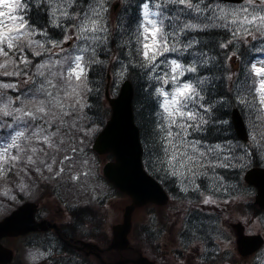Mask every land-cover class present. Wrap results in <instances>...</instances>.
I'll use <instances>...</instances> for the list:
<instances>
[{
    "label": "snow or ice",
    "instance_id": "6c2138e0",
    "mask_svg": "<svg viewBox=\"0 0 264 264\" xmlns=\"http://www.w3.org/2000/svg\"><path fill=\"white\" fill-rule=\"evenodd\" d=\"M30 2L37 14L47 17L45 23L63 36L56 39L30 23L21 14L30 7L24 0H14L9 13H0V55L5 57L0 68L12 66L13 71L4 74L24 77L21 82L28 85L24 100L6 97L2 91L17 84L0 85V129H8L0 132V164L11 169L26 162L39 172V163L51 172L56 161L40 159L45 149L59 151L66 140L78 135L86 140L99 131L97 121L88 116L93 107L88 97L98 91L92 86L90 73L106 65L100 51L107 52L110 42L105 23L107 0H94L87 11H77L82 0ZM133 3L134 15L120 29L117 47L124 59H116L114 85L130 70L143 74L148 82L143 89L145 100L155 105L141 123L148 167L165 179L178 181L181 191L202 197L203 204L215 205L216 194L228 191L225 176L217 169L244 167L251 156L247 148L237 155L230 143L207 141L226 140L223 134L232 128V122L225 118L226 109L233 104L249 111L257 104L264 109V60L252 55L264 53V0H244L240 7L229 9L201 7L204 0L196 4L191 0ZM206 10L210 16L201 15ZM5 15L12 21L8 27L3 23ZM216 28L227 31L228 37L201 40L191 35ZM70 40L73 43L65 50L64 44ZM26 49L39 56L40 62L33 65ZM218 49H229L231 55H221ZM232 57H236L238 71L232 68ZM33 67L35 71L29 76ZM102 136L127 156L130 165L135 163L139 151L135 129L115 118ZM67 151L75 154L80 149L68 145ZM261 155L264 158V152ZM65 162L75 166L74 155H64L56 175L65 171ZM73 178L78 180L79 176ZM17 187H27L23 178ZM203 227L204 222L197 219L189 231Z\"/></svg>",
    "mask_w": 264,
    "mask_h": 264
},
{
    "label": "rangeland",
    "instance_id": "374dc122",
    "mask_svg": "<svg viewBox=\"0 0 264 264\" xmlns=\"http://www.w3.org/2000/svg\"><path fill=\"white\" fill-rule=\"evenodd\" d=\"M117 1H120V5L117 9H114L115 4L117 3ZM94 2V0H90L89 4H92ZM154 2H160V0H154ZM196 3H199V0H196ZM244 3V2H243ZM243 3L241 4H227V3H221V4H216L214 7H216L217 5H226L232 8H236V7H240ZM107 18H108V22L112 24L111 27V31H110V35L118 32L120 23L122 21V17L126 14L129 13L130 10H133V8L135 7V4L133 3V0H129L127 2V6L124 7V4L122 2V0H107ZM87 11V10H86ZM207 12L205 11L204 14H206ZM209 15V14H207ZM210 16V15H209ZM70 35H74V32H70ZM111 40V38H109ZM71 41V40H70ZM73 42L71 41L69 44L68 42L65 43V50H68L69 45H71ZM250 43H255V41H251ZM55 51H59L58 49ZM254 54V52H253ZM46 58V57H45ZM118 58V54L117 51H115L114 49L111 51V53L109 54V56L107 57V59H105L106 61V68H107V72L111 73V78L113 80V67H114V63H116V59ZM5 57L3 55H0V63H3ZM256 59L257 60H264V53H257L256 55ZM40 62V61H39ZM36 62L35 64L39 63ZM256 62V61H254ZM34 64V65H35ZM237 66V65H235ZM5 71L11 73L12 70V66H9L7 69L4 68H0V74L7 78V80H2L0 81V85L5 84V83H13V84H17L18 86L16 88H12V89H3L2 91L4 93H6V97H12L13 99L19 98L20 100H24L25 96L28 93V85H26L25 83H22L21 81L24 80V77H18L17 81H15V79H13L12 75H5ZM32 71V70H31ZM34 72V71H32ZM108 73V74H110ZM29 76H31L30 74H28ZM107 82V79L105 78V83ZM119 83L121 81H118ZM115 89L118 87V84H115ZM104 105L105 107L103 108L104 111V115L108 114V109H109V105L106 99H104ZM17 107H19V105L17 104ZM262 107L257 104V106L252 110L249 111L248 109H246V113L248 114V116L250 117V123L252 128L254 129L256 135H257V141L258 144L256 145L255 141L254 143H252L251 145H256L255 146V151L257 153L256 157L260 156L262 157L261 153L264 152V126H263V119H262V115L259 111V109H261ZM263 110V114H264V109ZM79 142L81 140H83V137H78L77 139ZM212 143V142H211ZM71 145L74 146V144L70 141V140H66L65 141V147L60 149L59 151H55L50 149L49 150V156L48 157H40L41 160H46L48 163H52V160L55 159L56 163L53 164V171L49 172L47 170V168L43 167V165H40L38 163L37 166L40 167V171L37 172L35 167L30 166V169H34V171L37 173L38 176L40 177H44L43 174H50V178L49 176L47 178H45V180H49L52 181L56 180L54 183L55 185L57 183H61V185L59 186H55V188L58 190V192L61 193V197H63V200L67 199L70 202L76 201V200H80L81 198H86L88 197L89 193H91V195H95V199L89 198L86 199L87 200H93L96 202H100L102 199H106L107 203L104 205V209H106V217L105 219L102 220L103 222V229L100 228L97 232L92 233L93 235H95L96 240L100 241L102 244H105V242L103 240H101L100 238H102L101 236H107V240L109 239L110 235L112 234V226L114 224H117L119 222H122L123 220V213H124V208L126 205L130 204L131 200L129 197H127L126 195L117 193L116 190H114L105 180L104 178H102V167L103 164L108 161V156L102 155L100 157H96V155L91 152L88 151L86 156H83L82 159L80 157L79 154L75 153H71L69 151H67V146ZM64 155H74L75 158V166H70L68 165L67 162H65L63 164V167L65 168V171L62 172L60 175H56V171L61 167V161L63 160ZM264 162V158L262 160ZM98 165V166H97ZM96 168V174L97 177L95 176V172L94 169ZM28 167V166H27ZM29 168V167H28ZM27 169V168H26ZM25 169V171H26ZM156 173V172H155ZM18 175V173H17ZM161 176H163V174H160ZM35 176V174L31 173L28 169H27V176L26 178L24 177V183L27 185V187L24 188V190H21L19 187H17V185L20 183L21 179H19V181L17 182L18 184L16 185V188L18 191H21V193L27 195L28 197H30L32 200L37 199V201H40L42 204H46L49 206V208H53L54 214H57L58 209L57 207V202L54 201L52 198L49 197H44V199H40L38 197L39 192L41 191V187H37L38 185H36L34 182H32L30 180V177ZM74 176H79V179H74ZM69 178L72 180L71 185H67L64 188V184L61 182L62 178ZM168 181L171 183H173V179L172 178H167ZM50 183V182H47ZM176 185L179 186V182L176 181L174 182ZM38 184V183H37ZM53 184V183H52ZM226 186L229 185H237V184H231V183H225ZM239 186V185H238ZM175 187V186H174ZM247 189L243 188V187H238L235 190V195H238L239 197L243 198L245 195V191ZM4 191V190H2ZM6 195V203H2L0 201V211L4 210L5 208L10 206V198L16 199L15 196V192H13L11 189L9 191L5 192ZM221 194H223L224 196H229V195H234L233 193H228V192H222ZM221 195V196H223ZM238 199V198H237ZM222 202V203H221ZM221 202L217 201V204L213 205V207L215 206L218 210L220 209H224L225 206L229 205L232 207L233 205V200H229V203L222 198ZM235 203V202H234ZM74 204V203H72ZM210 205V204H207ZM153 208H151V205H147L144 207H141L140 209H137L134 213V217H133V225L134 227H139L140 225H143L145 222L148 221L149 218V214L150 211ZM166 214L173 219V225L170 224L167 227V230L165 231V233L161 236V243L167 247V249L165 248V252L164 250H162L163 255L168 259L166 260L164 263L163 261L161 262L159 260V257L155 258L154 256L149 257V255H147V253H150L149 248H144L147 252H143L146 256L141 255L137 258V260L139 258L142 257H146L148 258L150 261H156L159 262L160 264H179L178 260H176L175 258H172V256H169L168 253H166L167 251L170 252V254L172 255V252L174 250V248H169L170 245H178L179 241L178 239L175 237V229H176V225H177V220L174 219H178V212H173L171 210V212L168 214L167 209L165 210ZM53 213L51 211H49L47 214H45L47 217H52ZM230 217L225 216V219H229ZM224 219V220H225ZM231 221V220H230ZM226 225V230H229L228 227V223H225ZM256 228H259V225H256ZM139 230V229H137ZM100 231L105 234L100 233ZM231 231V230H230ZM107 232V233H106ZM99 233V234H98ZM218 235V234H217ZM228 234L226 233H222V236H227ZM109 236V237H108ZM106 240V241H107ZM8 245L12 246V247H16L20 248L21 251V245L19 241H14V240H6L5 241ZM95 242V241H94ZM98 243V242H97ZM159 243V242H158ZM99 244V243H98ZM162 244H160L161 246H163ZM101 247H103L102 245H100ZM222 250H227V249H231L227 244H225L224 246H221ZM171 250V251H170ZM233 250V249H231ZM119 251V250H117ZM220 251V250H219ZM122 253H120L121 255H123L125 257V259H131L132 257H134V254L132 251H126L123 250ZM22 253V251H21ZM175 253V252H174ZM233 255L235 254V250L232 253ZM23 255V253H22ZM24 255H25V259H26V251L24 249ZM42 255V251H40V256ZM148 256V257H147ZM230 260L232 261L233 264H237V263H241L239 256L236 254V256H229ZM31 263L32 261L29 260ZM133 263V262H132ZM136 264V263H135Z\"/></svg>",
    "mask_w": 264,
    "mask_h": 264
},
{
    "label": "water",
    "instance_id": "95a60500",
    "mask_svg": "<svg viewBox=\"0 0 264 264\" xmlns=\"http://www.w3.org/2000/svg\"><path fill=\"white\" fill-rule=\"evenodd\" d=\"M238 2L241 0H226ZM133 85L131 81L127 80L122 86L121 93L116 98H109V101L113 108V114L111 119L108 121L106 127L99 134L98 138L94 143V149L99 153L113 152L116 159L115 161L108 162L104 167V173L106 177L114 182L122 191L128 193L132 197V204L125 207L124 221L122 224L114 227V241L111 244V248L125 249L128 244V233L132 226V214L137 206H142L148 202H156L158 204H164L167 201V194L159 184V182L152 177L143 167L142 163V146L139 138V128L134 121L133 109H132V99H133ZM118 118L126 123L130 129L136 130L137 143L139 146L138 155L134 164H129L127 161V156L118 153L115 150L113 144L106 140L102 134L108 125L115 119ZM232 120L235 129L242 139H247V129L240 111L235 108L232 112ZM245 179L248 183L254 184L259 188L258 201L264 206V168L254 167L247 171ZM34 206L32 204L24 205L20 211H17L10 219L13 221L15 226H18L16 220L18 215L24 214L26 219L29 221H22L19 228H34L35 224L31 225V217L34 211ZM21 212V210H25ZM11 222L5 223L2 228H0V235L3 233H9L12 231ZM1 227V225H0ZM44 227V226H43ZM17 228V227H15ZM239 241L244 240L245 236L242 234V229L240 228ZM252 243L255 244L253 248L258 246L257 239H253ZM140 260L135 262L140 264Z\"/></svg>",
    "mask_w": 264,
    "mask_h": 264
},
{
    "label": "trees",
    "instance_id": "16d2710c",
    "mask_svg": "<svg viewBox=\"0 0 264 264\" xmlns=\"http://www.w3.org/2000/svg\"><path fill=\"white\" fill-rule=\"evenodd\" d=\"M84 6L87 3V0H82ZM134 14V13H132ZM131 14V15H132ZM130 15V16H131ZM124 18V17H123ZM122 18V19H123ZM34 22L39 23V22H45V17L44 14H36L33 16ZM125 24V20H122V25H120L118 32L110 35V42L107 44V52L104 51V53H100V57L102 60L107 59V57L109 56V54L111 53V51L114 49L115 51H117L118 57L121 58L122 60L124 59L123 56L121 55V50L117 47V42L118 39L121 35L120 33V29L121 27H124ZM222 31L219 29H210L209 31H202V32H195L198 35H194V36H198L199 39L201 40H207V39H224L228 37L227 35H220ZM227 32V31H225ZM208 33L207 35H201V34H205ZM207 51V49H205ZM221 52V55H223L224 52H228V54L230 55V51L229 49H224V50H217ZM234 59H236V57H232V61H231V65L234 64ZM114 70V69H113ZM105 77H107V68L106 65L103 68L98 69L97 72H93L90 73V78L93 81L92 86L94 88H96L98 91L89 95L88 100L89 103L91 105H93L91 111H88V116L91 119H95V118H99L100 117V113L101 110L103 109V89H104V85H105ZM128 77L132 79L133 83H134V88H135V96H134V112H135V119L137 124L139 125L140 131H141V136L142 138H144V129L141 127V123L143 119H147L149 117V112L150 111H154L155 110V105L154 104H149V102H147L145 100V95H144V88H147L146 83H144V78L142 73L137 70V71H129ZM235 106V104H233L230 108H227L226 111L228 112V115L225 117L226 119L230 120V113H231V109L232 107ZM245 110V108H242ZM143 110V115L141 114ZM232 132V135L234 137V131L233 129L230 131ZM225 134V133H224ZM227 134V133H226ZM226 137L225 139H220V140H216V139H212L210 141L207 142H212V143H229V138L224 135ZM237 154V153H236ZM255 164H259V162L257 160H254ZM242 168V167H241ZM217 171H222L224 172L225 175L227 176H238L240 173L237 174V170L236 169H217ZM237 174V175H236Z\"/></svg>",
    "mask_w": 264,
    "mask_h": 264
},
{
    "label": "flooded vegetation",
    "instance_id": "af4514ba",
    "mask_svg": "<svg viewBox=\"0 0 264 264\" xmlns=\"http://www.w3.org/2000/svg\"><path fill=\"white\" fill-rule=\"evenodd\" d=\"M255 207H256V205H255ZM61 211H63V209ZM55 219H57V218H55ZM57 220L60 221L62 227L65 229L66 235L65 234L64 235L66 236V239H69V242H72L74 247L81 248V250L84 254L87 253L89 256L92 257L94 250H97V249H95L93 247H88L87 245H84L82 243V241L92 243V244H96V243H94V235L93 234H87V233L83 234L82 232H79V228L76 224L73 223V217H71V216H68V215L62 213V214H60V216ZM187 238H188V243L186 244V246H184V244L182 242L181 245H176V246L170 245V248H174L176 253L182 252V254L184 255V258L187 255V263L188 264H197V262L200 258V250H199V248L192 247V248H190V250L188 252V246L192 242L189 240V236H187ZM192 244H194V243H192ZM179 247L184 248L185 251L184 252L181 251L180 249H178ZM102 250L105 251V249H102ZM69 252L67 253V255L70 256ZM105 253H106V251H105ZM105 253H103V254H105ZM119 253H117L116 251H113L112 253L107 254V259H105L103 257L104 262L102 261L101 263H103V264L112 263L116 260H119L120 258H123V255H120ZM69 256H67V257H69ZM94 257H95V255H94ZM175 257L177 260L178 259H184L182 257H179L178 255H176ZM92 264H98V262L95 260V262H93Z\"/></svg>",
    "mask_w": 264,
    "mask_h": 264
},
{
    "label": "clouds",
    "instance_id": "9594fccd",
    "mask_svg": "<svg viewBox=\"0 0 264 264\" xmlns=\"http://www.w3.org/2000/svg\"><path fill=\"white\" fill-rule=\"evenodd\" d=\"M0 4L3 5L2 7H0V13L7 14V13H9L11 11V9H12V7L14 5V0H0ZM217 6H219L220 8H224V9L231 8V7L226 6V5H217ZM216 7H214L213 9H215ZM11 22H12L11 19L7 15H5V19L3 21L4 26L8 27L11 24ZM213 25L219 26V23L216 22V21H213ZM213 25H210V26H213ZM27 259L28 260H32L33 259V256H32L31 252H29L27 254Z\"/></svg>",
    "mask_w": 264,
    "mask_h": 264
}]
</instances>
